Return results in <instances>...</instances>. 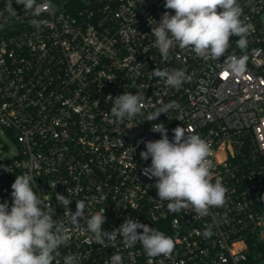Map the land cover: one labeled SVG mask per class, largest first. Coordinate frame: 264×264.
Instances as JSON below:
<instances>
[{"label": "built area", "instance_id": "2783aa9c", "mask_svg": "<svg viewBox=\"0 0 264 264\" xmlns=\"http://www.w3.org/2000/svg\"><path fill=\"white\" fill-rule=\"evenodd\" d=\"M165 2L52 0V8L35 17L43 21L37 29L22 5L12 0L19 12L12 18L7 0H0V124L18 143L13 157L0 160V203L11 205L16 175H32L34 191L51 200L54 219L72 234L60 248V264L70 253L80 254L81 264H111L115 252L123 264H149L150 258L140 243L125 246L120 236L115 249L94 243L83 230L86 221L80 228L70 224L56 193L73 200L72 212L76 200H84L85 217L105 208L106 231L132 218L171 237L173 254L151 264H264V0H239L242 19L254 29L245 50L233 36L225 55L247 57L240 75L228 70L225 56L205 60L178 46L162 62L150 23L158 24L165 11L174 14ZM157 67L181 69L188 78L171 88L152 75ZM123 92L144 93V115L117 123L109 112ZM171 101L179 107L144 120ZM155 123L170 140L182 126L210 142L212 180L228 189L225 206L205 217L168 210L156 179L143 174L151 159L140 156L143 141L161 138L151 130Z\"/></svg>", "mask_w": 264, "mask_h": 264}, {"label": "clouds", "instance_id": "9594fccd", "mask_svg": "<svg viewBox=\"0 0 264 264\" xmlns=\"http://www.w3.org/2000/svg\"><path fill=\"white\" fill-rule=\"evenodd\" d=\"M15 3L31 14L32 26L37 29L43 21L35 17L53 6L52 0H15ZM164 8L174 10V14L165 11L158 24L154 20L150 23L151 35L155 37L153 46L158 49L162 62H168L170 50L178 46L205 60H219L225 56L228 70L235 75L245 71L246 56L225 55L233 36L239 37L237 47L245 50L247 38L254 29L246 17L242 19L244 13L239 0H166ZM6 11L12 18L19 15L12 0H7ZM151 72L175 89H179L188 78L181 69L157 67ZM108 99L113 100L111 96ZM145 99L144 93L123 92L114 98L109 113L117 123L125 119L131 121L137 115H144ZM178 107L175 101L162 103L144 120L156 121L161 114L167 115ZM151 130L159 132L161 138L143 141L146 150L140 152L141 159H151L143 174L148 179H156L154 187L157 196L161 201H168V210L173 213L188 210L205 217L210 214L211 208L225 206L228 189L220 179L212 180L210 142L182 126L172 130L174 135L171 140L163 124H151ZM134 151L132 147V153ZM33 184L31 174L16 175L11 185V205L8 201L0 203V264H60V248L67 246L72 238L69 228L54 219L56 213L51 200L46 202L41 199ZM55 196L73 227L80 228V222L86 221L83 230L91 234L90 238L96 244L115 249L118 247V236L125 246L140 243L150 258L149 264L151 258L170 257L174 252V240L155 227L127 218L118 228L106 231L102 227L106 223L105 208L85 217L87 205L84 200H76V210L72 212L69 205L73 200L59 193ZM203 235L205 238L211 235V225ZM110 260L111 264H123V257L118 252L113 253ZM81 261L80 254L63 256V264H81Z\"/></svg>", "mask_w": 264, "mask_h": 264}, {"label": "rangeland", "instance_id": "374dc122", "mask_svg": "<svg viewBox=\"0 0 264 264\" xmlns=\"http://www.w3.org/2000/svg\"><path fill=\"white\" fill-rule=\"evenodd\" d=\"M18 152V143L0 124V160L13 157Z\"/></svg>", "mask_w": 264, "mask_h": 264}]
</instances>
